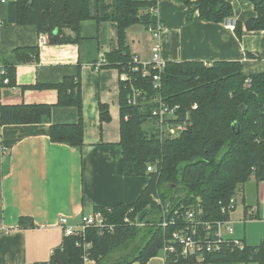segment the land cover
Instances as JSON below:
<instances>
[{
  "label": "trees",
  "instance_id": "obj_1",
  "mask_svg": "<svg viewBox=\"0 0 264 264\" xmlns=\"http://www.w3.org/2000/svg\"><path fill=\"white\" fill-rule=\"evenodd\" d=\"M160 1L116 0L115 12L109 18L117 24L118 47L104 55L106 65L115 66L120 72L133 64L126 30L134 24H142L147 30L155 28L160 20L150 9ZM172 1L186 6L187 21L194 12L204 22L234 21L232 6L226 0ZM247 1L252 3L255 16L244 22V29L264 31V0ZM4 3L7 18L0 20V24L33 25L49 44L76 42L81 38L80 23L90 17L88 0H5ZM242 28V23L234 21L237 38L241 37ZM38 52V46L18 47L14 57L17 62L26 63L37 60ZM15 69L13 63L0 58V87L15 84ZM148 70L149 75L144 76L142 66L131 71L133 86L142 92L144 99L135 105L128 102L129 85L118 80V103L122 172L126 176L148 175L149 183L133 203L96 208L113 225L111 230L100 232L91 227L80 236L64 237L48 261L30 264H85V257L92 264H106L104 261L111 253L139 234L145 238L140 247L117 255L108 264H146L162 247L164 232L158 223L163 209L170 217L177 216L175 211L180 207L181 210L200 207L203 218L221 219L225 216L221 214V206L234 198L243 183L251 176L264 181V70L245 75L241 61H215L210 65L201 61H169L160 73L158 91L152 83L156 72ZM79 78L76 74L51 85L58 93L57 105L76 107L78 119L75 123L52 124L50 139L76 147L83 145ZM247 78L251 83L246 87ZM157 93L167 104L179 107L176 122L184 120L187 113V127L175 138L161 137L151 116L152 100ZM50 109L51 105L45 104H0V125L37 123L49 116ZM98 115L101 123L110 121L107 104L98 103ZM147 123L149 127L145 129ZM148 165L156 170L147 172ZM157 198L160 203H156ZM146 206L149 210L138 225L136 214ZM125 216L128 222H123ZM203 258L264 264V242L242 250L204 254ZM194 260L195 257H190L177 263ZM166 263L174 262L168 257Z\"/></svg>",
  "mask_w": 264,
  "mask_h": 264
},
{
  "label": "crops",
  "instance_id": "obj_2",
  "mask_svg": "<svg viewBox=\"0 0 264 264\" xmlns=\"http://www.w3.org/2000/svg\"><path fill=\"white\" fill-rule=\"evenodd\" d=\"M234 21L242 23L237 38L234 21L204 22L194 12L187 21V8L162 0L157 17L162 25L161 56L165 62L241 61L245 75L264 70V31H247L244 22L255 16L251 2L226 0ZM90 17L80 23L76 42L49 44L33 25L0 24V58L15 66V84L0 87V104L51 105L40 122L0 125V264L46 262L64 238L57 225L60 216L77 225L82 214L133 203L150 177L126 176L122 172L118 68L94 67L100 54L118 47L117 24L109 18L116 0H88ZM151 11V9H150ZM7 18L6 3L0 4V20ZM131 56L151 60L155 44L142 24L126 30ZM38 46L37 60H15L18 47ZM78 74L81 86L83 145L71 146L50 139V126L75 123L74 106L57 105L58 93L51 85ZM108 105L110 121L101 123L98 103ZM230 215L232 233L246 247L264 242V181L251 176L237 190ZM20 220H23L20 222ZM131 264H140L133 262ZM146 264H258L256 261H204L166 263L159 251Z\"/></svg>",
  "mask_w": 264,
  "mask_h": 264
},
{
  "label": "built area",
  "instance_id": "obj_3",
  "mask_svg": "<svg viewBox=\"0 0 264 264\" xmlns=\"http://www.w3.org/2000/svg\"><path fill=\"white\" fill-rule=\"evenodd\" d=\"M4 3L5 0H0ZM152 12L157 16V7L151 8ZM158 18V17H157ZM155 44L152 48L151 60L148 63L141 62L137 57H133V64L128 65L129 69H122L118 72V80L129 85L128 102L135 105L139 103L144 96L142 92L133 86L131 79V71L137 70L138 66H142V75H149V70L152 69L156 73L152 75L153 88L157 91L160 89V73L165 67V61L161 56L160 35L162 25L157 24L155 28L149 27ZM41 41H46L45 36L41 35ZM139 63V64H138ZM106 65L104 54H100L97 61L94 63L95 68ZM0 73L2 71L0 70ZM7 82V79H5ZM251 79L245 80V86H249ZM154 105L151 109V116L156 120L159 127L161 137L175 138L185 131L187 127V113L184 115V120L176 122L179 119L177 105L171 106L164 102L157 93L153 100ZM195 107V104H194ZM147 172L155 171V166L148 165ZM235 209V198H231L227 204L221 206V214L225 215L221 219H205L202 216L200 207H188L185 210L178 209L175 211L177 216H168L165 209L162 210L161 220L158 226L163 229L164 239L160 251L167 261L171 257L173 262L177 263L179 259H188L190 257L200 258L204 254L218 253L223 250H242L246 245L239 239L226 238L225 233H232V222L230 215ZM124 222H128L129 218L124 217ZM57 225L62 230L64 237L80 236L83 230L91 227L98 228L100 232L109 231L113 225L108 222L105 214L100 210H95L92 213L82 214L80 222L77 225L68 223L66 216L58 218ZM79 245V243H76ZM89 245H86L88 247ZM85 264H92L93 261L88 257L84 258Z\"/></svg>",
  "mask_w": 264,
  "mask_h": 264
},
{
  "label": "rangeland",
  "instance_id": "obj_4",
  "mask_svg": "<svg viewBox=\"0 0 264 264\" xmlns=\"http://www.w3.org/2000/svg\"><path fill=\"white\" fill-rule=\"evenodd\" d=\"M151 124V123H150ZM149 127V124H144V128L147 129ZM151 127V126H150ZM158 127V125H157ZM159 128V127H158ZM223 151H221L218 156L220 157V155H222ZM156 162V161H154ZM157 202L156 203H160V199L157 198L155 199ZM124 222V220H123ZM145 241V238H143V236L141 234L135 236L134 238L130 239L129 241H127L123 246H121L120 248L116 249L113 253H111L109 256V258L105 259L104 262H106V264H108L109 261L113 260L117 255L120 254H127L129 251H131L132 249L138 248L140 247Z\"/></svg>",
  "mask_w": 264,
  "mask_h": 264
},
{
  "label": "water",
  "instance_id": "obj_5",
  "mask_svg": "<svg viewBox=\"0 0 264 264\" xmlns=\"http://www.w3.org/2000/svg\"><path fill=\"white\" fill-rule=\"evenodd\" d=\"M149 210V207L146 206L145 208H143L141 211H139L137 214H136V224H141L143 222V219L145 217V214L148 212Z\"/></svg>",
  "mask_w": 264,
  "mask_h": 264
}]
</instances>
